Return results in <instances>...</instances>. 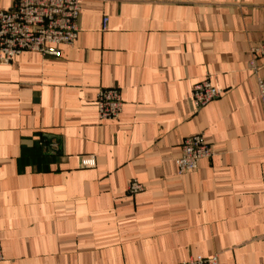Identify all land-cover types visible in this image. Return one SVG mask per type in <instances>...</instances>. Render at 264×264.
Segmentation results:
<instances>
[{
    "label": "crops",
    "instance_id": "0c3cea01",
    "mask_svg": "<svg viewBox=\"0 0 264 264\" xmlns=\"http://www.w3.org/2000/svg\"><path fill=\"white\" fill-rule=\"evenodd\" d=\"M262 42L264 0H83L59 57L0 63V264H264ZM206 74L222 93L196 110ZM114 85L122 112L100 121ZM197 133L214 155L178 174Z\"/></svg>",
    "mask_w": 264,
    "mask_h": 264
},
{
    "label": "built area",
    "instance_id": "2783aa9c",
    "mask_svg": "<svg viewBox=\"0 0 264 264\" xmlns=\"http://www.w3.org/2000/svg\"><path fill=\"white\" fill-rule=\"evenodd\" d=\"M83 0H14L8 9H0V63H9L16 55L36 52L43 56L59 57L60 45L72 46L79 33L81 3ZM107 19L104 18L103 27ZM250 66L255 69L253 59L264 57V42L249 48ZM215 75L206 74L192 86L190 101L194 109H200L221 96V89L215 83ZM257 96L264 101V77L257 76ZM98 118L115 120L123 108L119 87H101L96 94ZM214 155L212 146L202 133L185 137L181 143V154L176 159L177 173L184 174L197 168L201 159ZM84 166L94 164L92 158L83 159ZM143 185L132 179L126 191L135 195ZM3 259L0 244V260ZM176 264H219L217 256L196 255Z\"/></svg>",
    "mask_w": 264,
    "mask_h": 264
}]
</instances>
